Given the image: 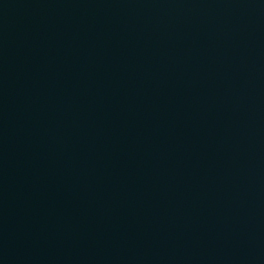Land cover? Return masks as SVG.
I'll use <instances>...</instances> for the list:
<instances>
[{"label":"water","instance_id":"95a60500","mask_svg":"<svg viewBox=\"0 0 264 264\" xmlns=\"http://www.w3.org/2000/svg\"><path fill=\"white\" fill-rule=\"evenodd\" d=\"M0 264H264V0H0Z\"/></svg>","mask_w":264,"mask_h":264}]
</instances>
